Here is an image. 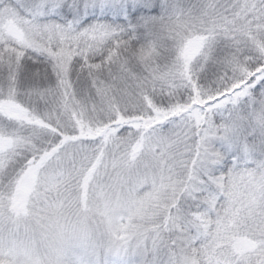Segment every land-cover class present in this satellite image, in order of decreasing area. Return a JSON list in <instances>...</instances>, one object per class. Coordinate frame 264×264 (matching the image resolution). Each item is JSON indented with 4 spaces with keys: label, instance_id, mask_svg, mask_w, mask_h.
Listing matches in <instances>:
<instances>
[{
    "label": "snow or ice",
    "instance_id": "snow-or-ice-1",
    "mask_svg": "<svg viewBox=\"0 0 264 264\" xmlns=\"http://www.w3.org/2000/svg\"><path fill=\"white\" fill-rule=\"evenodd\" d=\"M0 264H264V0H0Z\"/></svg>",
    "mask_w": 264,
    "mask_h": 264
}]
</instances>
